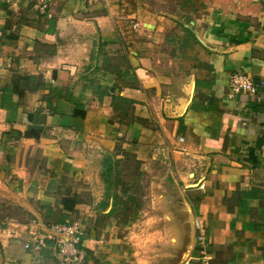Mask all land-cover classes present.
<instances>
[{
    "label": "crops",
    "instance_id": "0c3cea01",
    "mask_svg": "<svg viewBox=\"0 0 264 264\" xmlns=\"http://www.w3.org/2000/svg\"><path fill=\"white\" fill-rule=\"evenodd\" d=\"M191 3L175 36L138 0H50L49 17L0 0V218L16 223L0 264H60L49 242L23 243L69 220L93 264H156L132 227L120 236L113 202L124 162L138 173L158 157L176 176L149 216L171 240L163 262L200 264L196 214L209 264H264V0ZM236 71L253 93L229 95Z\"/></svg>",
    "mask_w": 264,
    "mask_h": 264
},
{
    "label": "rangeland",
    "instance_id": "374dc122",
    "mask_svg": "<svg viewBox=\"0 0 264 264\" xmlns=\"http://www.w3.org/2000/svg\"><path fill=\"white\" fill-rule=\"evenodd\" d=\"M138 1L144 7L148 18L152 17V21H161V26L164 27V31L168 35L176 36L180 32H189L193 25L190 22H193L198 16V12L193 7L191 0ZM168 48L169 46L167 45ZM124 166V171L119 178L118 191L126 204V209L117 212L114 225L121 232L120 236L126 235L127 226L132 227L129 228L131 233L128 240L134 246H139L140 248L145 245L144 247H148V254L152 257V260L155 259L154 262L156 264H165L162 260L164 257L162 253L165 251L160 249L159 246L163 247L165 243H169L171 240L164 233L154 232L152 224L149 225V218L153 216V195H155V192L175 190L171 189V187L174 188L172 181L176 178L175 174H173V164L167 157H158L151 160L149 168L138 173L132 169L133 165L130 160L126 163L124 162ZM155 183L158 186H155ZM122 184H125V186ZM182 250L184 248L180 251ZM180 251L177 252V259ZM182 260L184 258H181Z\"/></svg>",
    "mask_w": 264,
    "mask_h": 264
},
{
    "label": "built area",
    "instance_id": "2783aa9c",
    "mask_svg": "<svg viewBox=\"0 0 264 264\" xmlns=\"http://www.w3.org/2000/svg\"><path fill=\"white\" fill-rule=\"evenodd\" d=\"M35 7L40 14L49 17L48 4L50 0H33ZM139 26L137 21L133 22L129 27V32L135 30ZM260 81L259 84H263ZM229 95L239 92H254V85L249 77L243 72H233L227 79ZM30 223L37 224L36 220ZM10 224H16L9 218H0V238L5 234L11 235L13 231L8 229ZM192 228L194 230L195 250L199 255L200 264H209V253L207 252V242L203 234V226L196 214L192 215ZM29 240L23 243V248L40 250L49 242L54 253L58 256L60 264H93L87 260L85 249L82 246V227L79 220H69L56 223H47L44 225L43 231L30 230Z\"/></svg>",
    "mask_w": 264,
    "mask_h": 264
},
{
    "label": "trees",
    "instance_id": "16d2710c",
    "mask_svg": "<svg viewBox=\"0 0 264 264\" xmlns=\"http://www.w3.org/2000/svg\"><path fill=\"white\" fill-rule=\"evenodd\" d=\"M112 98L115 99L116 97L113 95ZM123 101L127 102L125 99ZM119 122H120V119H119ZM263 136H264V132H263ZM113 206H116L119 209L125 208V204L122 202V200H119V199L113 202ZM111 213H112V210H111Z\"/></svg>",
    "mask_w": 264,
    "mask_h": 264
},
{
    "label": "bare ground",
    "instance_id": "6f19581e",
    "mask_svg": "<svg viewBox=\"0 0 264 264\" xmlns=\"http://www.w3.org/2000/svg\"><path fill=\"white\" fill-rule=\"evenodd\" d=\"M190 247H191L190 244H188L187 247H186V250H184V253H183L182 257H181L182 259L187 256L188 249H190Z\"/></svg>",
    "mask_w": 264,
    "mask_h": 264
},
{
    "label": "water",
    "instance_id": "95a60500",
    "mask_svg": "<svg viewBox=\"0 0 264 264\" xmlns=\"http://www.w3.org/2000/svg\"><path fill=\"white\" fill-rule=\"evenodd\" d=\"M146 25V27H151L152 28V25H150V24H145ZM182 255H183V253H182Z\"/></svg>",
    "mask_w": 264,
    "mask_h": 264
}]
</instances>
